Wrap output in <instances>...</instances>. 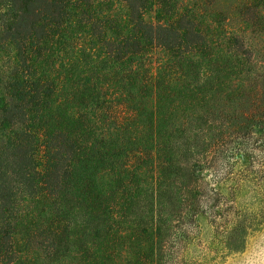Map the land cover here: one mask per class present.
<instances>
[{"label":"trees","instance_id":"16d2710c","mask_svg":"<svg viewBox=\"0 0 264 264\" xmlns=\"http://www.w3.org/2000/svg\"><path fill=\"white\" fill-rule=\"evenodd\" d=\"M114 1L0 0V264H155L264 120V0Z\"/></svg>","mask_w":264,"mask_h":264},{"label":"rangeland","instance_id":"374dc122","mask_svg":"<svg viewBox=\"0 0 264 264\" xmlns=\"http://www.w3.org/2000/svg\"><path fill=\"white\" fill-rule=\"evenodd\" d=\"M110 6L126 16L123 2ZM255 120L200 158L198 212L164 217L155 264H264V120Z\"/></svg>","mask_w":264,"mask_h":264}]
</instances>
